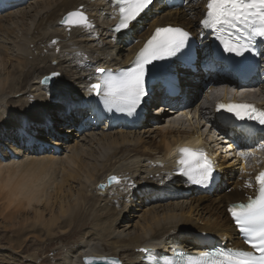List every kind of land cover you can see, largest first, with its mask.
<instances>
[{"label": "bare ground", "instance_id": "obj_1", "mask_svg": "<svg viewBox=\"0 0 264 264\" xmlns=\"http://www.w3.org/2000/svg\"><path fill=\"white\" fill-rule=\"evenodd\" d=\"M206 3L186 0L183 7L168 9L162 0H156L129 30L119 33L112 28L119 16L112 0H28L0 8V131H6L2 137L14 138L20 145L9 146L14 157L0 156V171L5 172L0 179V232L4 235L9 231L16 238L4 235L8 236L5 240L9 248L0 242V264H43L48 256L39 258L41 247L34 245L31 234L62 239L82 229L60 263L83 264V256L107 255L120 257L123 264H148L143 260L144 249L177 244L199 249L196 237L200 232L228 238L234 241L229 243L232 246L241 244L226 207L255 192L258 160L251 173L236 176L234 158L219 151L227 142L205 137L199 124L185 127L183 117H177L174 122L150 127L156 115L149 114L150 105L173 106L165 111L170 112L168 118L192 113L198 103H190L212 82L211 78L200 71L177 67L179 95L166 92L161 81L150 87L154 82L150 80V101L141 107L145 115L141 124L146 128L112 125L106 120L102 128H89L87 123L82 126L97 102L96 95L84 93L91 82L99 81L97 68L130 62L158 27L181 24L198 34ZM77 9L89 14L92 28L60 24L66 13ZM57 71L60 75L53 86L40 83L44 75ZM219 85L223 84L212 86L198 105L209 121V102L219 93H228L227 87L216 92L222 88ZM28 95L32 99H27ZM86 107L91 111L87 113ZM71 135L79 140L67 143ZM199 143L209 145L202 150L213 156L221 170L211 189H198L177 173L179 151ZM111 175L122 177L118 185L100 188L99 184L107 183ZM72 181L77 187L71 186ZM249 181L253 182L251 187ZM60 197L68 201L55 215L51 206ZM136 198L137 203L154 205L145 208L143 222L138 220L135 228L129 229L124 222L135 216L131 209ZM40 205H51L49 218L38 217ZM33 211L35 217L29 222L28 217H32L27 215ZM90 243L98 247L96 253ZM27 246L33 252L25 256L21 249Z\"/></svg>", "mask_w": 264, "mask_h": 264}, {"label": "snow or ice", "instance_id": "obj_2", "mask_svg": "<svg viewBox=\"0 0 264 264\" xmlns=\"http://www.w3.org/2000/svg\"><path fill=\"white\" fill-rule=\"evenodd\" d=\"M153 0H116L120 19L113 31L129 30L134 21L149 7ZM63 24L92 28L88 16L81 10L67 13ZM211 29L220 41L223 51L243 56L255 52L258 41H264V0H207L206 12L200 22ZM190 33L181 27L166 26L155 29L152 36L140 49L132 63L113 72L98 68L99 82L90 85V92L100 98L107 111H119L129 115L140 109L150 96L148 78L160 61L177 56L189 43ZM54 44L56 41H52ZM60 73L52 72L43 83H49ZM231 113L238 120H251L264 126V109L251 104H220L217 111ZM178 164L181 171L196 184H205L213 176L212 160L202 149H181ZM244 155V153H241ZM111 180L119 182L118 177ZM249 181L248 186H252ZM258 194L247 202L230 205L228 211L235 225L252 249H214L201 252L198 256L179 253L178 259L165 257L162 264H264V171L255 176ZM146 253L148 249H144ZM87 264H95L97 258L86 257ZM104 264H120L116 258L101 257ZM149 264H160L155 256L149 255Z\"/></svg>", "mask_w": 264, "mask_h": 264}, {"label": "rangeland", "instance_id": "obj_3", "mask_svg": "<svg viewBox=\"0 0 264 264\" xmlns=\"http://www.w3.org/2000/svg\"><path fill=\"white\" fill-rule=\"evenodd\" d=\"M28 2V0H24L21 4H23V3H27ZM20 5V4H19ZM199 7V6H198ZM89 15V14H88ZM181 25V24H180ZM146 26H148V25H146ZM145 26V27H146ZM143 28V26H141V29ZM55 40V39H54ZM53 40V41H54ZM56 41V40H55ZM132 43V42H131ZM57 48H58V50L60 49V46L58 45L57 46ZM14 60V59H13ZM15 61V60H14ZM211 90L213 89L212 87L210 88ZM220 89H222V88H220ZM220 89H215V91L216 92H219L220 91ZM201 92L202 91H200L199 92V94H201ZM206 92V91H205ZM203 93H204V91H203ZM202 93V95L201 96H199V94L197 95V97H196V99L193 101V102H191L190 103V105L191 106H194L195 105V103H196V101H199V104H200V102H201V100L204 98V94ZM210 93V92H209ZM199 96V97H198ZM258 97H260L261 98V100H263L264 101V93H262V94H259L258 95ZM27 99H32V96L31 95H28L27 97H26ZM209 104H210V102H209ZM198 106V105H197ZM193 107L191 110H192V118H185V117H183L182 118V121H183V125L185 126V127H188V126H197L198 124L201 126V127H203V129L201 130V133L205 136V137H208V138H213V139H219V141L220 140H222V137L221 136H219V134L216 132V130L213 128V127H211V125L209 124V122L208 121H206V119L202 116V115H199V113L198 114H196L195 115V112L196 111H198V109L196 110V108H198V107ZM179 108H181V107H183V105H179L178 106ZM156 108H158V109H156ZM170 108H173V106H171V105H168V104H165V103H157V104H154L153 106H149V114H151V116H152V114L154 115V114H156L155 116H153V118L155 117V119H153V121H152V123L150 124V127L151 128H154L155 127V125H157L159 122H164V123H167V122H169V121H171V122H174V120L175 119H173L174 117H167V116H169V114H170V112H165V111H169V110H171ZM148 110V109H147ZM148 112V111H147ZM157 116V117H156ZM158 118L159 119H161V120H158ZM168 118V119H167ZM189 119H191V121L189 122ZM193 121V122H192ZM189 124H194V125H189ZM82 126H83V124H82ZM65 128H68V126L67 127H65ZM102 128V127H101ZM140 128H146V126H144V125H142V126H139L137 129H140ZM65 129H63V131H64ZM137 131V130H136ZM79 132H81V129L79 128ZM0 133H1V131H0ZM5 133H6V131L5 132H2L1 134H0V138H3V139H5V141L3 140V139H1L0 140V156L2 157L3 156V154H6V155H9V156H11V157H14V155H13V152L11 151V149H10V145L11 144H15L16 142V140L14 139V138H11V139H8V138H4V137H2L3 135H5ZM69 134H71V133H69ZM71 139L69 140V141H67V143H75L76 141H78L79 140V138L77 139V137H75V136H72L71 135V137H70ZM72 138H74V139H72ZM8 139V140H7ZM223 141V140H222ZM48 143H50V141L48 142ZM48 145H50V144H48ZM20 145H16L15 144V147H19ZM221 146H223L222 148H220V150L219 151H223V154H228V155H230L231 157L230 158H234V160H233V162L235 161V157H233V152H232V150L230 149V146L229 145H225V144H223V145H221ZM220 146V147H221ZM50 147V146H49ZM62 148V147H61ZM64 148H65V146H63V150H64ZM222 154V153H221ZM222 154V155H223ZM4 157H7V156H4ZM235 163V162H234ZM236 171V170H235ZM4 171H0V179L2 178V176L4 175ZM240 173H237V175L236 176H238ZM1 183V182H0ZM73 185H72V184ZM70 184H71V186H73V187H77V183H75V181L73 182H70ZM232 186H229V188H231ZM91 194V193H90ZM213 199H215L214 197H213ZM59 200H60V202H59ZM62 200V201H61ZM64 200V201H63ZM65 200L66 201H68V198H64V199H62L61 197L60 198H58V200H57V203H55L54 204V206H51V208H52V210H53V212L55 213V215H57L58 213H59V206H61V204L63 203V205H65ZM137 198L135 199V206H133V208L131 209V211H132V214L133 215H135V216H132L131 217V219H126V221L124 222L125 223V225H126V227L127 228H129V229H133V228H135V226H136V223H137V221L138 220H140L141 222H143V219L141 220V218H142V216L144 215V213H145V210L147 209V207L149 208L150 207V204H151V206L152 205H154V204H152V203H148L147 202V204H142V203H137ZM171 202V201H170ZM1 203V202H0ZM162 205H163V203H161ZM166 204H169V202H166ZM165 203H164V205H166ZM50 206L47 208L45 205H40L37 209H38V213H39V216L38 217H41V216H43L42 218H49L50 217V214H51V208H50ZM227 206H228V204H227ZM47 208V209H46ZM146 208V209H145ZM227 208V207H226ZM135 209V210H134ZM58 211V212H57ZM45 213V214H44ZM35 211H33L30 215H27V217L28 216H31L32 218H30V217H28V219H29V222H31L32 220H33V218L35 217ZM61 221V220H60ZM60 221H58V222H60ZM136 222V223H135ZM37 225H39V224H37ZM52 230L57 234V231L55 230V226H53L52 225ZM83 230L84 229H82V231H80L77 235H75V234H73V235H70L69 236V234L67 233V235H63V237H62V239H50L49 237H47V236H44V234H42V235H40V236H38L37 234H31L30 236V238H31V240H34L33 242H36V244H34V245H37V247H41V251H40V253H39V258L40 259H42V260H44L47 256V258H46V260L44 261V263L43 264H59L61 261H65V253H66V251L68 250V249H70V247H71V244H73V241L75 240V239H78V237L82 234V232H83ZM69 233H71L70 231H69ZM72 234V233H71ZM4 235H10V238L11 239H16L15 238V236H14V234L13 233H9V231H6L5 233H4ZM4 235H3V233H1L0 232V242H1V245L2 246H4L5 248H9V247H7V245H8V242H7V240H5V238H8V236L7 237H4ZM42 237H43V240H42ZM3 242V243H2ZM29 243V242H28ZM29 244H31V243H29ZM39 245V246H38ZM61 246H63L64 248H62V250L60 251L59 249H60V247ZM90 247H92L93 248V251L92 252H95L96 253V249L98 248L97 246H95V245H93V244H91L90 243ZM12 248H10L8 251H10ZM14 249V248H13ZM32 249V247H30V246H27V248L26 249H21V252H22V254H24L25 256H27V254H30V253H32L33 251L31 250ZM23 250V251H22ZM60 251V252H59ZM12 262V263H11ZM65 263V262H64ZM10 264H13V261H10ZM60 264H63V262L62 263H60Z\"/></svg>", "mask_w": 264, "mask_h": 264}, {"label": "water", "instance_id": "obj_4", "mask_svg": "<svg viewBox=\"0 0 264 264\" xmlns=\"http://www.w3.org/2000/svg\"><path fill=\"white\" fill-rule=\"evenodd\" d=\"M78 10V9H77ZM71 11H75V10H71ZM82 11V10H81ZM70 12V11H69ZM84 12V11H83ZM86 15H87V13L86 12H84ZM66 15H67V13L63 16V18L61 19V24H63L62 23V21L65 19V17H66ZM88 16V15H87ZM63 25H65V24H63ZM68 26V25H67ZM58 49V48H57ZM52 73V72H51ZM50 73V74H51ZM57 73H60V72H58L57 71ZM50 74H46V75H44L42 78H41V82H42V84L43 85H45V86H53L54 85V83H55V81L57 80V77H55V78H53L49 83H47V84H45V83H43V81H44V79H45V77H48V76H50ZM113 177V176H112ZM109 181H111V180H109ZM104 186H105V184L104 183H101L100 185H99V187L100 188H104ZM86 257H92V258H97L96 260H95V264H104V261L103 260H100V259H98V258H101V257H108V258H116V259H118L119 261H120V264H123V261L121 260V258L120 257H118V256H107V255H103V256H94V255H87V256H83L82 257V262H83V264H87V262H86Z\"/></svg>", "mask_w": 264, "mask_h": 264}]
</instances>
